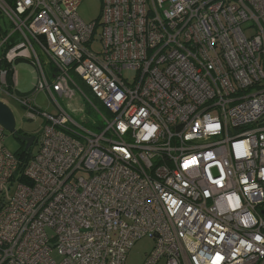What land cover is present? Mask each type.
I'll list each match as a JSON object with an SVG mask.
<instances>
[{
	"label": "built area",
	"instance_id": "2783aa9c",
	"mask_svg": "<svg viewBox=\"0 0 264 264\" xmlns=\"http://www.w3.org/2000/svg\"><path fill=\"white\" fill-rule=\"evenodd\" d=\"M83 1L0 0V92L30 60L44 119L22 168L0 125V264H126L146 236L145 264H264V0ZM82 86L101 132L58 102Z\"/></svg>",
	"mask_w": 264,
	"mask_h": 264
},
{
	"label": "rangeland",
	"instance_id": "374dc122",
	"mask_svg": "<svg viewBox=\"0 0 264 264\" xmlns=\"http://www.w3.org/2000/svg\"><path fill=\"white\" fill-rule=\"evenodd\" d=\"M100 12V0H84L78 7V15L85 22L97 20ZM0 26L2 28V33L5 35H9L14 31V26L9 18L1 11V8ZM93 48L97 52L101 51V43L96 42ZM44 58L47 59L46 57ZM15 67L18 72V91H15L13 96H8L5 92H0V101L6 103L13 111L16 118V129L18 132L36 137V140L31 147L32 155H35L39 150L38 138L44 119L41 116L36 120L28 119L26 117L27 108L18 102L17 97L26 96L29 93L36 82L37 71L36 67L30 60L19 59L15 62ZM133 76V73L127 71V77L133 79ZM85 94L86 92L84 90H78L75 98L72 100L59 97L58 102L64 110H66L76 121L83 123L88 130L94 133L101 132L102 128L95 125V123H99L100 120L98 111L105 115V110L103 109L104 106L99 100H93L91 95L86 94L90 99L89 100L85 97ZM36 104L41 109L50 113H57L60 111L56 102L47 97V94L44 92H41L37 96ZM5 146L10 152L17 154L22 149L23 143L15 134L6 130ZM154 244V240L148 236L138 240L129 251L126 264H145L148 254L153 250ZM159 264H163V262Z\"/></svg>",
	"mask_w": 264,
	"mask_h": 264
},
{
	"label": "water",
	"instance_id": "95a60500",
	"mask_svg": "<svg viewBox=\"0 0 264 264\" xmlns=\"http://www.w3.org/2000/svg\"><path fill=\"white\" fill-rule=\"evenodd\" d=\"M0 125H2L7 131L15 134L22 141L26 142L27 149H29L36 140L35 136H22L18 133V130L16 129L15 115L10 107L3 101H0ZM262 214L264 215V210Z\"/></svg>",
	"mask_w": 264,
	"mask_h": 264
},
{
	"label": "trees",
	"instance_id": "16d2710c",
	"mask_svg": "<svg viewBox=\"0 0 264 264\" xmlns=\"http://www.w3.org/2000/svg\"><path fill=\"white\" fill-rule=\"evenodd\" d=\"M0 66H7V63L6 62H0ZM83 90L86 92V94L88 95H91L93 100H98V99H95L94 95L91 93V91L89 90L88 87L86 86H82ZM90 100V99H89ZM94 102V101H93ZM103 109L105 110V113L108 114V111L105 109V107H103ZM21 140V139H20ZM22 141V140H21ZM23 143V147L22 149L16 154L18 159L21 161V168L27 164V161L29 159V157H31L32 155V151H31V147L29 149L26 148V142L22 141ZM21 181H26L25 178H22Z\"/></svg>",
	"mask_w": 264,
	"mask_h": 264
},
{
	"label": "flooded vegetation",
	"instance_id": "af4514ba",
	"mask_svg": "<svg viewBox=\"0 0 264 264\" xmlns=\"http://www.w3.org/2000/svg\"><path fill=\"white\" fill-rule=\"evenodd\" d=\"M22 136H28L26 133L18 132Z\"/></svg>",
	"mask_w": 264,
	"mask_h": 264
},
{
	"label": "crops",
	"instance_id": "0c3cea01",
	"mask_svg": "<svg viewBox=\"0 0 264 264\" xmlns=\"http://www.w3.org/2000/svg\"><path fill=\"white\" fill-rule=\"evenodd\" d=\"M1 27V26H0Z\"/></svg>",
	"mask_w": 264,
	"mask_h": 264
}]
</instances>
